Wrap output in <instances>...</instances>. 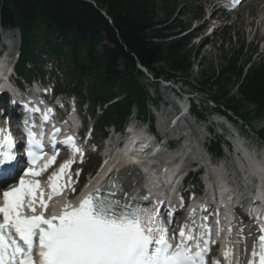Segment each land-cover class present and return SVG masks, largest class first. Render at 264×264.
<instances>
[{"label": "trees", "instance_id": "trees-1", "mask_svg": "<svg viewBox=\"0 0 264 264\" xmlns=\"http://www.w3.org/2000/svg\"><path fill=\"white\" fill-rule=\"evenodd\" d=\"M86 1L0 0V29H16L20 36L16 74L27 80L25 64L36 66L44 53L65 67L70 80L88 86L92 104L102 108L100 134L110 124L120 129L133 107L141 120L152 122L136 66L156 78L163 74L155 71L160 64L185 77L191 69L189 41L177 38L170 22L174 0ZM242 50L200 86L216 111L248 127L264 120V62L245 70L250 60L241 64ZM255 136L263 141L264 127ZM212 150L219 153L220 145L212 143Z\"/></svg>", "mask_w": 264, "mask_h": 264}, {"label": "snow or ice", "instance_id": "snow-or-ice-1", "mask_svg": "<svg viewBox=\"0 0 264 264\" xmlns=\"http://www.w3.org/2000/svg\"><path fill=\"white\" fill-rule=\"evenodd\" d=\"M29 111L37 113L40 109ZM51 113L50 108L43 113V122L51 118ZM53 128L50 136L53 155L42 167L36 168L43 157V133L41 139H36L32 128L25 126L27 145L24 151L30 166L20 177L17 176L18 151L10 129L5 134L0 128L3 137L0 140V264H207L215 243L211 239V226L206 223L207 217H202L200 225L196 226V210L193 209L190 213L192 227L185 224L178 232L170 231L174 219L165 224L159 210L141 212L135 203L141 191L128 196L125 183L128 170L115 178L107 176L99 188L84 195L76 204L65 197L57 211L52 201L65 196L66 192L75 193L78 179L74 180L71 174L75 160L65 161L46 180L40 179L55 164L58 154L56 137L61 130ZM60 143L73 155L79 154L83 163L84 153L73 136L69 135ZM79 175L77 170L75 176ZM118 193L122 198H114ZM143 198L148 199V194L143 193ZM205 210L201 206V211ZM234 229L241 238L237 243H245L242 255H246L244 228L230 224L229 237ZM222 231L217 227V235ZM256 232L247 264H264V225L258 226ZM223 258L227 264H243L241 258L234 259L231 238Z\"/></svg>", "mask_w": 264, "mask_h": 264}, {"label": "rangeland", "instance_id": "rangeland-1", "mask_svg": "<svg viewBox=\"0 0 264 264\" xmlns=\"http://www.w3.org/2000/svg\"><path fill=\"white\" fill-rule=\"evenodd\" d=\"M204 1L205 0H175L176 9L174 10V13L172 15L173 21L171 24L176 27L174 33H177L179 28H184L192 32L194 30L192 29V27L201 24L204 21L206 15L209 12V7L205 5ZM263 4L264 0L262 2H255L253 5H245L238 12V14L230 16L228 19L230 21H227L226 23L227 27L220 29L215 35L208 36L209 32L205 30L206 28H204V26L203 28L201 26L198 29H195V32L193 31L191 35V37L193 38H190V48L192 50V54L190 60L191 70L189 72L188 78L184 77L179 73H169L167 69H165L164 64L156 66L155 71L160 72V70L162 69L163 75H171L176 81L186 83L188 87L182 86L183 90L188 91V89L192 88V90L198 91L199 89H201L200 85L202 81L205 80L204 77H209L212 73L219 72L221 68L225 66L226 60L232 59V57H234L238 52H240L242 47V53L244 55L242 57L241 64L246 63L247 59H250V62L253 65L258 64L260 60L264 61V54L261 53L259 46L256 45L255 42L249 44L253 34L255 35V37L257 36V38L260 37V31L254 32V26H256V24L259 22V19L264 18V14H260L261 7ZM219 15L220 14H218L217 16ZM193 16L197 17V20L194 21L195 23L193 22ZM161 18L162 16H160L159 20ZM1 37L9 39V42L13 41L15 44V49L18 48L19 38L17 33H15L14 31H11L10 33H2ZM53 67H56V65H54ZM121 67L122 66H119V69H121ZM49 70L50 68L49 66H47L43 70V73L45 74L49 72ZM51 73L53 76V78L51 79V83H54V86L62 93L70 95L80 90L78 88L77 82L73 83V81H70L69 78L66 77V75L62 76L64 74L63 68H60L59 72H57V70H51ZM54 77H58V79H54ZM140 83L149 92L151 96L154 93L153 91H155V93H158V96L161 98V100L167 101L171 97V95H169L168 93L166 94V91L164 92V90L160 86H157L154 89L153 83L150 79L143 78L140 80ZM174 88L178 90L180 88V85H175ZM80 92V95H82L81 97H84V99H88V89L85 85H82ZM197 96L202 101H199L197 98L193 99V104H195L196 106L195 110L203 115L205 113H209V111L211 110L209 109V107H211V104H203V102L209 99V92H207L206 90H202L201 93ZM85 109L86 106H83L81 108V112L84 113ZM160 109L162 113L160 112L157 115L161 114V116L165 117L163 113L165 112L164 114H167V111H164L162 107H160ZM135 117L136 113L133 111L130 121ZM84 119L87 120L86 115L84 116ZM91 123H93V120H91ZM263 125L264 121L254 120L249 122L248 129L239 126L237 128L238 130H240L241 133H243L244 136H246L248 139H251V143L253 144L251 146L252 148L254 147L255 143L259 145V142L255 139L251 132L259 131ZM191 127L194 130H198V128L192 123ZM200 130L203 132V128H200ZM95 141L98 142L97 134L95 136ZM222 141H224V139ZM223 153L224 158L225 155L229 157L228 164H231L230 173H233V157L231 155H228L224 148ZM97 160V157L89 156V161L84 167L85 170H91L93 168L95 169V167L97 166H95V164H97Z\"/></svg>", "mask_w": 264, "mask_h": 264}, {"label": "bare ground", "instance_id": "bare-ground-1", "mask_svg": "<svg viewBox=\"0 0 264 264\" xmlns=\"http://www.w3.org/2000/svg\"><path fill=\"white\" fill-rule=\"evenodd\" d=\"M206 25H207V23L204 22L199 27L202 26V28H203V26H204V28H205ZM199 27H197L195 29H198ZM6 40H7L6 42L10 41L9 39H6ZM133 119H135V118H133ZM106 152H108V150H106ZM106 161H107V163L104 162L103 166L100 167L98 173H96L94 175V178L88 180V182L85 185V188L89 189L91 186H93L95 181L103 176V173H104V171H105V169L107 167L116 164L117 168H119V171L121 170L124 173L125 170H128V176H127L126 182H125L126 183V192L130 191L132 188L138 187L141 190H144V191L145 190L146 191H150L151 190V192L156 193L154 191V186H155V184H158L159 181H158V174H154V173H158L157 170L154 169V167H156L155 163H148L147 166H145V167H144V165H136L137 168H135V167L132 166L133 164L130 162L129 158H123L120 154L118 156H116V154H114L113 151L109 152V156H108V159ZM162 163L165 166V168L168 167L169 162H168L167 159H164V161H162ZM125 165H129L130 168H128V169L125 168ZM151 166H152V168H149ZM254 169L255 170H253V171L256 172V173H258V171L260 170L258 167H255ZM168 170H170V169L168 168ZM168 170L166 171L165 174H161L162 175L161 176L162 177V181H164L165 183L171 177V171H168ZM262 170L263 169H261V172H262ZM119 171H118V173H119ZM222 181L223 180L221 178L220 181H219L221 186H222V183H223ZM216 185H219V184H216ZM241 193L245 194L246 190L245 189H241ZM244 211L245 210H243V212ZM238 213L242 214V211L239 210L237 212V215H239ZM239 216L242 218L241 215H239ZM239 227H243L244 228V235H245V237H247L246 247L248 249V252H247L246 255H242V251H243V248L245 247V243L243 241L240 242V243H237V241L241 240V238L237 235V231L235 229L233 230V235H234L235 240H236V245H237V249H238V257L241 258L242 261H245V260L248 259L249 244H250L251 238H252V236H254L256 234V231L250 225V223L247 220H242L241 222H239V224L237 225V228H239ZM233 244L235 245V242H233Z\"/></svg>", "mask_w": 264, "mask_h": 264}]
</instances>
